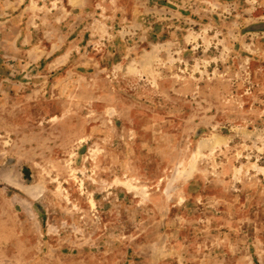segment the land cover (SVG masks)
<instances>
[{
  "label": "rangeland",
  "instance_id": "374dc122",
  "mask_svg": "<svg viewBox=\"0 0 264 264\" xmlns=\"http://www.w3.org/2000/svg\"><path fill=\"white\" fill-rule=\"evenodd\" d=\"M0 264H264V0H0Z\"/></svg>",
  "mask_w": 264,
  "mask_h": 264
}]
</instances>
